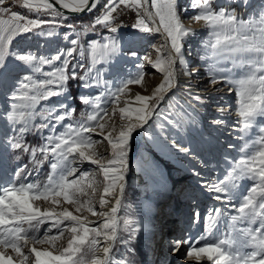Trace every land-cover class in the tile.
Segmentation results:
<instances>
[{"label":"snow or ice","instance_id":"obj_1","mask_svg":"<svg viewBox=\"0 0 264 264\" xmlns=\"http://www.w3.org/2000/svg\"><path fill=\"white\" fill-rule=\"evenodd\" d=\"M235 2L190 0V8L196 12L192 19L203 21L207 29V37L201 40L197 53L198 59L207 64L208 83L212 87L228 85V92L235 93L237 118L232 130L239 134L238 139L243 145L238 152L239 159L232 158L223 178L217 176L207 180L201 177L200 187L222 205L210 208L203 217V234L193 241L191 229L185 228L166 241L174 255L186 248L185 264H203L205 261L207 264H264V5L245 18L232 7ZM11 3L37 15L29 18L6 6V0H0V17L8 16L7 19L0 18V89L11 101V110H6L0 120L12 131L9 136L6 130L7 138L0 140V155L9 150H22L29 154V163L33 167L30 169L28 164H22L14 174L0 175V264H128L114 260L116 246L129 244L146 229L143 220L118 215L123 207H127L124 205L126 178L134 134L151 127L155 121L158 136L163 138L161 143L168 146L171 139V148L198 159L191 142L185 147L175 136L165 133L169 128H182L185 123L197 125L199 121L192 115L196 112L193 105L203 106L205 99L189 91L193 103L187 106L175 103L166 112L161 110L167 94L179 86L177 63L189 77L186 88H190V78L198 73V69L187 70L184 54L186 46L191 54L189 39L196 35V30L185 27L182 22V15L189 8L182 6L180 0H106L103 3L102 0H11ZM241 3L248 7V0H241ZM55 5H59V9ZM120 6L136 13L131 28L137 36L128 41L111 35L123 27H112L116 20L114 13ZM97 9L98 14L90 24L66 25L71 35L65 33L63 38L70 42V47L49 49V54H41L49 38L55 35L53 31H45V26H62L72 14H90ZM41 13L50 18H40ZM97 26L107 29L109 35L103 36V43L88 42L92 65L85 67L83 63H71L81 44V34L87 36ZM77 27L81 32H77ZM161 31L164 44L153 45L156 59L140 57L134 50L139 40ZM25 34L37 39L36 50L31 47L25 51L13 50V41ZM73 35L75 39L71 38ZM40 40L45 43H39ZM125 43L130 49L128 54L141 62L136 65L135 74L129 73L128 78L113 89L95 68L99 63L97 56L102 60L110 59L122 51ZM165 46L168 48L166 53L163 51ZM80 51L83 55L85 49ZM145 61L161 73L163 79L150 95L137 93L134 105L125 101L124 107L113 108V115L119 112L120 122L105 133L107 122L102 121L109 115L105 105L111 102L118 106L121 96L129 91V85L143 82ZM45 66L48 71L43 70ZM78 68L83 70V75H78ZM16 69L24 70L25 74ZM39 75L43 79L38 78ZM69 80H79L85 89L86 94L78 97L86 106L79 118L74 117L75 109L69 107L70 97L65 87ZM101 86L105 91L98 95L88 92ZM53 97H63V100L47 103ZM231 107V104L218 107L217 116L209 123L225 126L224 117ZM177 108L179 111H175ZM37 118L40 123L35 122ZM66 120L68 122L64 123ZM254 129H258V135ZM29 133L38 134L41 143L28 144L26 136ZM93 135L107 141L110 146L108 159L95 151L94 145L98 141ZM227 147L232 149L235 145L228 144ZM45 163L49 170L41 181L38 177ZM84 163L96 166L103 177L98 201L93 198L97 182L94 176L80 168ZM145 171L148 175L146 183L155 179L150 165ZM33 173L37 178L29 179ZM193 174L201 176L195 170ZM243 181L252 182L251 186L242 184ZM38 201L49 203L51 207L41 208ZM63 204L73 206L74 211L62 207ZM193 205L188 224L198 225L201 213L195 207L194 199ZM57 206H61L60 211L56 210ZM83 212L97 219L75 214ZM46 224L41 236V226ZM238 224L242 226L237 227ZM225 226L226 229L221 231ZM53 229L56 235L51 234ZM65 233L66 244L63 243Z\"/></svg>","mask_w":264,"mask_h":264},{"label":"rangeland","instance_id":"obj_2","mask_svg":"<svg viewBox=\"0 0 264 264\" xmlns=\"http://www.w3.org/2000/svg\"><path fill=\"white\" fill-rule=\"evenodd\" d=\"M190 0H180V3L184 7H188L189 10L186 14L182 15V22L187 28H191L196 30V35L189 39V43L191 45V54H189V49L186 46L184 49V54L187 62V70L192 72L193 69H198V73L193 75L190 79L195 83L196 91L205 92V88L208 87L209 83L204 86L199 81L202 79L203 76L208 75V67L207 64L201 62L198 59L197 53L200 51L201 40L207 37V29L203 26V21H194L192 17L196 14L194 10L190 8V3L187 2ZM248 3L249 8L246 9L240 0H238V7L239 13H243L245 18H248L253 12H257L262 5H264V0H249ZM106 2V0H102V3ZM6 6L12 7V10L20 12L29 18H36L35 13H28L26 9H23L19 6H16L11 3V0H6ZM102 6V5H101ZM242 9V10H241ZM99 9L93 11L92 13L85 14L83 16L74 17L64 22L62 26L58 27H50L45 26V31H53L55 35L49 38V43L46 47L41 49V54H49V49L57 50L60 48H68L70 47V42L65 40L64 34L71 33L67 28L68 23L76 24V25H88L91 23L93 18L98 14ZM241 11V12H240ZM40 18L42 19H49V15L46 14H39ZM116 20L112 27H117L119 25H123V27L119 28L117 33L111 35H125L124 41H128L129 39L137 36V33L131 28L132 23L135 22L136 13L131 9L124 8L120 6L118 11L114 13ZM0 18L7 19L8 16H2ZM77 32H81L80 27H77ZM109 35L107 29L97 26L94 32L89 33L87 36L81 34V44L77 47V51L74 54V59L71 63L80 64L83 63L85 67H89L92 65L90 50H87V45L89 41L97 40L103 43V36ZM128 36V37H127ZM71 38L75 39L76 36H71ZM128 38V39H127ZM142 43L140 46L135 45L136 51H138L140 57L147 56L151 60H155L157 57V52L153 45L157 47L163 45V37L159 33H154L151 36H144L142 39ZM39 43L44 44V40H40ZM37 39L32 37L30 34H25L22 36L17 37L13 44L11 45L13 50L19 49L21 51H25L31 47L33 51L36 50ZM85 49L84 54L81 55L80 49ZM134 49V50H135ZM130 49L127 43L123 45V49L120 53L112 56L110 58V62H106L109 59L102 60L99 56H97V60L99 63L95 65V68L98 69L102 75L103 79L110 82L112 88L114 89L117 87L122 80L128 78V74L132 73L135 74L137 69L136 65H138L141 61L139 59H126L128 58V53ZM165 53L167 52L166 48L163 50ZM190 55V56H189ZM193 55V59L189 60V58ZM119 56L123 59L120 60ZM126 57V58H125ZM116 61V63H115ZM15 65V61L11 62ZM144 78L141 84H138L139 88H135V86L129 87V91L121 96L119 105H114L113 103L109 102L105 105L107 112L109 113L107 122V126L105 127V133L112 130L113 126H118L119 120V112L117 111L113 115V108L116 107H124L125 101L132 102L131 98L135 96L137 93L141 95H150L152 90L161 82L163 76L161 73L157 72L154 68L148 64L147 61L144 62ZM176 68H180L181 66L179 63L177 64ZM44 71H48L49 69L47 66L43 69ZM16 71H20L21 74H25L24 70L16 69ZM69 73L71 72V64L69 66ZM78 75H83L84 72L81 69H77ZM96 73L93 72V75ZM151 77H155L154 79ZM38 78L43 79L42 75H39ZM209 81V79H208ZM199 82V84H198ZM130 86V85H129ZM66 91L67 95L70 97L69 100V107L74 108V117L79 118L81 112L85 110V107L79 101L78 97L81 94H86L85 89L80 86L79 80H69L66 84ZM181 86L175 88V90H179ZM184 87V86H182ZM193 87L194 86H190ZM217 91L215 89V94L210 97L204 98L206 103L201 106L198 103H194V107L196 108V112L192 113L193 117L199 121V123L195 126L185 123L182 128L179 129H172L169 128L165 135L175 136L179 142L183 144L185 147H189L191 142V146L195 148L196 153L198 155V159H193L191 156H187L184 153L178 152L175 149L171 148V139L167 142L168 146H165L164 143H161L162 137L158 136V130L155 128V121L152 122V126L149 128H145L142 130H137L134 134V137L131 142V150H130V169L127 173L129 183L125 190V199L124 205L127 207L122 208V212L120 214L121 217L130 216L133 218L141 219L144 221L146 225V229L141 231L138 235L136 240L131 241L127 245H117L115 252H114V260L115 261H124L128 262V264H164V259H166V255L174 254L172 253L171 249L166 244L165 236L168 234L167 232L163 231L165 223L163 220L167 218L169 215V210L173 212L174 208L171 203H175V206H179L181 209H184L182 213L184 216L187 217L185 228L191 229V237L193 241H195L199 236H201L204 232V225H203V217L207 214L208 210L213 207H222V205L215 201L211 195H209L205 190L201 189L200 185H193V183L199 184L201 183V177H204V174H201L200 177H197L193 174V170L198 172L196 164L197 161L202 163H206L212 172L208 175V180H213L217 176L223 178V175L226 174V168L232 163V158L235 157L239 159V149L243 145V141L238 139L239 134L232 130L230 127L233 123H226L225 126H217L211 125L209 120L215 118L217 116L216 109L218 107H227L229 104L232 105L231 110L232 114H236V96L235 93L228 92V85L224 84H217ZM191 88V89H193ZM170 92L166 96V101L164 104L161 105L162 111L169 110V106L171 104L179 103L181 105L187 106L189 103H193L188 96L182 94L181 92L176 91ZM105 89L103 86L99 88L89 89L88 92L91 93L93 96L98 95L101 92H104ZM183 91V90H181ZM185 93V91H183ZM131 94V95H130ZM135 94V95H134ZM188 94V92L186 93ZM189 95V94H188ZM182 99V100H181ZM184 99V100H183ZM187 99V100H185ZM63 100V97H53L47 103L49 104H56L58 101ZM181 101V102H180ZM10 103L4 95L3 89H0V116H4L6 114V110L10 111ZM42 104L45 102H41ZM134 105V101L132 102ZM209 109V110H208ZM40 110V106L37 107V111ZM191 111L190 108L187 109ZM205 110V111H204ZM175 111H179V109H175ZM199 113V115H197ZM105 117V118H106ZM207 119V120H206ZM235 120V119H234ZM36 123H40V119L37 118ZM68 121H64L67 123ZM103 122V121H102ZM110 123V124H109ZM114 124V125H113ZM112 126V127H111ZM110 128V129H109ZM148 129V130H147ZM7 130V135H12L11 129L7 128L6 123L3 120H0V140L6 139L5 131ZM63 129H58V131ZM172 132L174 135H172ZM254 133L258 135V129L253 130ZM47 134V130L45 131ZM113 134H115L113 132ZM254 138V137H252ZM93 139L98 141L97 144L94 145L95 151L104 157V159H108L110 157V146L107 144V141L103 140L99 135H93ZM26 142L30 145H39L41 143L40 136L38 134L34 135L29 133L26 136ZM228 144L235 145L234 148L229 149L227 147ZM104 150V153L101 151ZM157 152L159 158L155 157V153ZM2 152V149H0ZM182 154V155H181ZM19 156L20 159L17 160L16 157ZM225 156L228 157L227 162L225 161ZM4 162V163H3ZM192 162V163H191ZM0 164L1 166L5 165V169L3 171L0 170V175H3L5 172L14 174L15 169L22 164H28L29 168L31 169L33 166L29 163V154L23 153L21 151H13L9 150V152H3L0 155ZM132 165V166H131ZM147 165L151 166V169L154 170L155 179L152 181L148 180V175L146 174L145 167ZM171 165L174 170L168 169V166ZM80 168L83 171L89 172L90 176H94L96 180V187L97 192L93 197L95 201H98V197L100 192H102V181L103 177L101 176L98 168L94 165H90L88 163H84L80 165ZM49 167L48 164L45 163L40 170L39 179L43 181L46 178V173L48 172ZM144 173L143 175V184H139L136 178H133L134 175H138ZM185 175H191V177L180 180L184 182L178 183L177 187L182 189V194H176L177 190L175 189L174 183L177 182L181 177ZM36 173H33L32 177L29 179H36ZM250 181H243L242 184L251 186ZM172 184V185H171ZM171 185V186H170ZM175 189V190H174ZM86 191H90L86 189ZM173 191V192H172ZM246 194V193H245ZM158 195V196H157ZM176 195V196H175ZM178 196V197H177ZM185 196L186 205L185 208L184 201L182 202L181 198ZM177 199H175V198ZM171 198V199H170ZM159 199L161 202L159 204ZM193 199L195 200V207H198L201 213V222L198 225H190L188 221L191 217V213L194 211ZM147 202L146 206H143L144 202ZM172 201V202H171ZM177 203V204H176ZM37 204L41 207H51L49 203H45L43 201H38ZM153 205L160 209L154 215L152 214ZM62 207H68L69 210L74 211L73 206L63 204ZM146 209V210H145ZM169 209V210H167ZM57 211L61 210V206H57ZM97 210H99V205L97 203ZM187 210V211H186ZM75 214H82L87 216L91 219L93 216L87 212L83 213H75ZM236 214V213H233ZM151 215V216H150ZM48 225L41 226V233L43 235L44 228ZM153 226L155 228L153 232ZM242 225H237V227H241ZM247 226V225H243ZM225 227H222L221 231H224ZM159 233V234H158ZM56 235L57 232L53 229L52 233ZM126 237V234H125ZM159 238L160 243L156 246V239ZM169 239H172L171 237ZM67 240V233H65L63 238V243L66 244ZM37 247H47V245H36ZM199 246V245H197ZM10 251V250H9ZM186 253V248H182L180 253L175 254L176 260L169 261L167 264H183L184 255ZM164 255V256H162ZM162 258V259H161ZM166 264V263H165ZM190 264H195V262H190ZM203 264H207V262H203Z\"/></svg>","mask_w":264,"mask_h":264},{"label":"bare ground","instance_id":"obj_3","mask_svg":"<svg viewBox=\"0 0 264 264\" xmlns=\"http://www.w3.org/2000/svg\"><path fill=\"white\" fill-rule=\"evenodd\" d=\"M241 1V0H240ZM50 2H54V0H50ZM187 2H189L190 3V1H187ZM220 2L221 3H223L224 2V0H220ZM228 2L229 3H231V0H228ZM248 3H250V1L248 0ZM236 5H238V0H236V2L235 3H232V7H234L235 9H236V11H237V13H239V10H238V7H236ZM55 7L56 8H58L59 9V5H55ZM249 8V6L246 8V9H248ZM242 10V9H241ZM241 12V11H240ZM85 14H88V13H85ZM85 14H72V16H74V17H78V16H83V15H85ZM160 35H162V37H163V44H164V34H163V32L161 31L160 33H159ZM116 37H118V38H123V40L125 39V35H116ZM128 37V36H127ZM128 39V38H127ZM143 41L142 40H139V42L137 43V45H141V44H143L142 43ZM165 48H166V50L168 51V48H167V46H165ZM136 50V49H135ZM190 56V55H189ZM119 58H120V60L121 59H123L122 58V56L120 57L119 56ZM126 58V57H125ZM126 59H128V60H130V59H133L129 54H128V58H126ZM196 58H194L193 59V55L189 58V60H195ZM105 60V59H104ZM131 61V60H130ZM106 62H110V59L109 60H107ZM115 63H116V61H115ZM178 64V63H177ZM177 66V65H176ZM177 74H178V81H179V86H181V87H179L180 89L179 90H175V88L174 89H172V91L171 92H173L174 90L176 91V92H181L182 94H185L186 96H188L189 97V95L188 94H186L187 92L189 93V91L190 92H192V93H196V94H200L202 97H204V98H208V97H210V96H213L216 92H215V89H216V91H217V88L218 87H216L215 86V88L214 87H212L210 84L208 85V87H206L205 88V92H201V91H196L197 89H196V87H195V83L191 80V86L193 85L194 86V88L193 87H190V88H186L185 87V84H186V82L189 80V77H187V76H185L184 75V73H183V71H182V69H178L177 68ZM208 74V73H207ZM152 78L154 79L155 77H151V80H152ZM208 79H209V77H208V75H206V76H203L202 77V79L199 81L200 83H202L204 86H206L207 85V83H208ZM199 82H198V84H199ZM131 86H135V85H130L129 87H131ZM182 86H184V87H182ZM139 88V86L138 85H136L135 86V88ZM191 88H193V89H191ZM181 90H183V91H185V93H183V91H181ZM131 95V94H130ZM135 95V94H134ZM134 98H135V96H133L132 98H131V100H132V102L134 101ZM190 98V97H189ZM182 100V99H181ZM184 100V99H183ZM185 100H187V99H185ZM166 101V100H165ZM165 101L162 103V104H164L165 103ZM181 102V101H180ZM209 110V109H208ZM205 111V110H204ZM230 112H232V110L230 109V111H229V113L224 117V119L226 120V122L228 123V122H230V123H233L234 122V119H236L237 118V113L236 114H232V113H230ZM194 113V112H193ZM119 117V116H118ZM106 119H108V117H106L105 119H104V121L103 122H106ZM207 120V119H206ZM109 120H107V122H108ZM110 124V123H109ZM114 125V124H113ZM112 127V126H111ZM231 129H232V126L230 127ZM110 129V128H109ZM148 130V129H147ZM115 133V132H114ZM172 135H174L172 132H170ZM170 135V134H169ZM105 151L104 150H102L101 151V153H104ZM153 153H155V157H157V158H159V156H158V153L157 152H153ZM182 155V154H181ZM198 163L196 164V166H198L197 167V169H198V172L200 173V174H204V179H207L208 180V175L209 174H211L212 172L210 171V169L209 168H211V167H209L208 165H206V163H202V162H199V160L197 161ZM4 163V162H3ZM192 163V162H191ZM132 166V165H131ZM5 169V165H3V166H1V164H0V170L1 171H3ZM168 169H173L174 170V168L171 166V165H169L168 166ZM143 175H144V173H141V174H136V175H134L133 176V178H136L135 180H137L138 182H139V184H143V182H141L143 179ZM102 176V175H101ZM189 177H191V175H185L184 177H181V179H179L177 182L175 181L174 183H172L173 185H175V189L177 190V193L176 194H182V189H180V187H177V185H179L178 183H180V182H184V181H186V180H184V179H187V178H189ZM180 180H184V181H180ZM188 180V179H187ZM129 181L130 180H128V175H127V178H126V188H127V185H128V183H129ZM171 184V185H172ZM170 185V186H171ZM193 185H200V182H199V184H198V182L197 183H193ZM174 189V190H175ZM202 189V188H201ZM176 196V195H175ZM178 197V196H177ZM175 198V197H174ZM171 199V198H170ZM175 199H177V198H175ZM97 200H99V197H98V199ZM144 202H145V200H144ZM172 202V201H171ZM185 202V201H184ZM175 203H171V205L173 206V208H174V210H173V212H171L169 209H167V210H169V215L167 216V218H165L164 220H163V222L165 223V226H164V229H163V231H165V232H167L168 234H166V236H165V239H166V241H168V240H170L169 238L171 237H173V236H176L183 228H184V226L187 224L186 223V220H187V217L186 216H184V214L182 213V211H184V209H181L178 205L177 206H175L174 205ZM177 204V203H176ZM147 205V202H145V203H143V206H146ZM110 206V205H109ZM106 210V209H105ZM146 210V209H145ZM121 212H122V209L120 210V212L118 213V215H120L121 214ZM97 219V217H92L91 218V220H96ZM175 228V229H174ZM174 229V230H173ZM174 233V234H171V233ZM159 234V233H158ZM160 243V241H159V238H157L156 239V246H158V244ZM182 250V249H181ZM179 255V254H178ZM162 256H164V255H162ZM162 259V258H161ZM174 260H176V256L174 255H172V254H168V256L166 255V259H164L163 260V262H165L166 264H167V262H171V261H173L174 262ZM164 263V264H165ZM183 264H185V263H183Z\"/></svg>","mask_w":264,"mask_h":264},{"label":"water","instance_id":"obj_4","mask_svg":"<svg viewBox=\"0 0 264 264\" xmlns=\"http://www.w3.org/2000/svg\"><path fill=\"white\" fill-rule=\"evenodd\" d=\"M85 14V13H84Z\"/></svg>","mask_w":264,"mask_h":264}]
</instances>
